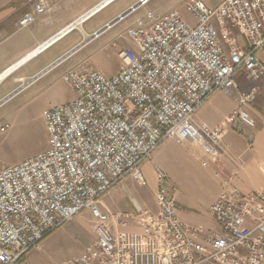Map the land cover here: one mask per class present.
<instances>
[{
    "label": "built area",
    "instance_id": "obj_1",
    "mask_svg": "<svg viewBox=\"0 0 264 264\" xmlns=\"http://www.w3.org/2000/svg\"><path fill=\"white\" fill-rule=\"evenodd\" d=\"M183 8L194 23L175 10L136 18L127 29L135 49L120 51L115 76L86 65L61 76L74 99L43 111L47 149L0 170V264H18L83 212L93 219L94 243L62 264H264V191L243 194L225 185L208 207L217 230L207 234L179 219L178 190L158 169L154 213L134 202L127 214L98 207L127 177L146 188L140 168L163 142L195 145L208 169L223 158L238 162L221 148L227 130L256 126L249 114L254 88L237 94L236 108L218 126L197 124L194 116L213 94L230 96L238 72L250 83L264 77L257 57L264 48V0H224L215 9L184 0ZM49 10L48 0H34L19 28ZM229 28L243 34L245 48L223 47L218 31Z\"/></svg>",
    "mask_w": 264,
    "mask_h": 264
},
{
    "label": "crops",
    "instance_id": "obj_2",
    "mask_svg": "<svg viewBox=\"0 0 264 264\" xmlns=\"http://www.w3.org/2000/svg\"><path fill=\"white\" fill-rule=\"evenodd\" d=\"M140 1L48 0L50 10L44 15L36 16L34 23L27 28L20 29L19 20L32 12L34 0H0V127L7 124L8 119H16L21 113L19 110L28 102L51 88L52 82H43V79L59 67H63L59 72L60 81L66 71L78 65H86L109 78L115 76L122 66L120 51L135 49L127 36V29L136 18L144 16L146 12L163 14L175 10L184 20L194 23L183 8L184 0H168L160 4L156 0H149L145 6H139ZM199 1L207 8L215 9L224 0ZM133 7L135 9L130 14L106 28ZM103 29L105 30L98 34ZM218 36L226 50L233 47L243 49L247 46L245 37L238 29L219 30ZM96 41H101L100 45H112L116 48L115 64L107 75L91 61V53L77 58L84 48ZM41 48L43 49L39 51ZM257 57L264 66V48L257 53ZM235 81L237 89L230 96L219 92L213 94L198 109L194 122L211 127L222 124L226 116L236 108L237 94L256 89L255 100L249 106L255 128L240 132L241 135L230 128L222 139L224 154L238 159L237 164L223 158L218 165H211L204 170L195 145H179L173 140H167L140 168L147 180V188L138 187L127 177L100 199V211L110 215L127 214L134 211L135 204L141 210L154 213L156 186L153 171L158 169L178 190L175 200L179 219L187 224L199 225L207 234L217 230L214 222L197 223L202 221L203 211L211 219L208 207L221 194L225 185L229 183L243 194L264 191V77L250 83L242 72H238ZM68 89L71 96L67 100L59 102L53 99L54 95L46 96L44 109L53 107V103L60 105L72 101L74 93L69 87ZM21 95L23 96L19 100ZM14 99L16 102L12 103ZM122 193H127L128 198ZM202 200L209 201L205 203ZM129 229L135 230L137 227L130 225ZM55 231L46 236L36 249L23 256L18 264H51L46 243Z\"/></svg>",
    "mask_w": 264,
    "mask_h": 264
},
{
    "label": "rangeland",
    "instance_id": "obj_3",
    "mask_svg": "<svg viewBox=\"0 0 264 264\" xmlns=\"http://www.w3.org/2000/svg\"><path fill=\"white\" fill-rule=\"evenodd\" d=\"M166 1L168 0H156L159 4ZM211 1L214 0L209 2ZM100 42L96 41L84 48L77 58L83 54L91 53V61L97 64L101 72L107 75L115 64L116 48L112 45H100ZM62 68H57L43 79V82H52L51 88L33 101L28 102L25 107L19 110L21 113L17 115L16 119H8L7 124H5L8 128L4 132L0 131V170L21 163L47 149L48 137L42 118L47 100L46 96L54 95L53 99L59 102L67 100L71 96L67 85L59 80V72ZM22 96L19 97V100ZM14 102H16V99L12 103ZM52 105L55 106L56 104L53 103ZM5 125L3 124V126ZM237 134L241 135L240 132H237ZM123 194L126 197L128 195L127 193ZM125 201L129 202V200ZM208 201L202 200L205 203ZM201 214L202 221L197 224H210L213 222L207 213L203 211ZM92 224V217L87 212H83L78 218L65 224L59 230L57 229L58 231H55L46 243L49 262L51 264H61L64 260L84 253L86 248L92 245L95 240L92 233ZM189 225L196 228L200 227L195 224ZM200 231L202 234H206L203 228Z\"/></svg>",
    "mask_w": 264,
    "mask_h": 264
},
{
    "label": "water",
    "instance_id": "obj_4",
    "mask_svg": "<svg viewBox=\"0 0 264 264\" xmlns=\"http://www.w3.org/2000/svg\"><path fill=\"white\" fill-rule=\"evenodd\" d=\"M134 9H135V7L131 8V10H129L128 12L122 14V16H120L117 20H114V21H112L110 24H108V25L106 26V28L112 26V25H113L114 23H116L119 19H121V18L127 16L128 14H130ZM106 28H105V29H106ZM105 29L100 30V32H98V34L101 33V32H103ZM64 58H65V57H64ZM64 58H63V59H64ZM61 61H62V60H61Z\"/></svg>",
    "mask_w": 264,
    "mask_h": 264
},
{
    "label": "bare ground",
    "instance_id": "obj_5",
    "mask_svg": "<svg viewBox=\"0 0 264 264\" xmlns=\"http://www.w3.org/2000/svg\"><path fill=\"white\" fill-rule=\"evenodd\" d=\"M42 47H44V46H42ZM5 76V75H4ZM3 77V76H2Z\"/></svg>",
    "mask_w": 264,
    "mask_h": 264
}]
</instances>
